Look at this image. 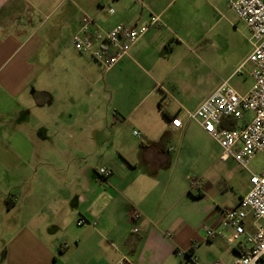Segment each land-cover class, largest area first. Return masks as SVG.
I'll list each match as a JSON object with an SVG mask.
<instances>
[{
    "label": "crops",
    "instance_id": "1",
    "mask_svg": "<svg viewBox=\"0 0 264 264\" xmlns=\"http://www.w3.org/2000/svg\"><path fill=\"white\" fill-rule=\"evenodd\" d=\"M184 7V0H0V130L14 121L12 128L24 129V157H0V264H186L181 250H192L195 264L236 259L231 246L235 257L218 258L223 237L208 240L203 230L246 194L248 174L233 158L206 154L195 137H211L184 112L241 73L252 47L221 76L219 51L202 37L194 40L198 33ZM81 11L104 29L159 18L102 70V109L92 105L93 59L66 56ZM250 70L251 64L249 76ZM174 116L182 121L178 129L169 125ZM126 125L140 132L132 144L117 139L113 149L94 151V131ZM14 159L24 171L12 172ZM132 208L140 213L135 223ZM79 218L88 223L78 225Z\"/></svg>",
    "mask_w": 264,
    "mask_h": 264
},
{
    "label": "built area",
    "instance_id": "2",
    "mask_svg": "<svg viewBox=\"0 0 264 264\" xmlns=\"http://www.w3.org/2000/svg\"><path fill=\"white\" fill-rule=\"evenodd\" d=\"M229 6L249 30L247 39L252 50L246 62L251 64L252 85L248 92L240 94L228 80H223L195 110H186L184 114L220 146L221 159L233 158L249 178L250 187L238 203L221 209L216 226L204 227L206 239L222 236L228 246L238 250L233 262L218 260L215 264H264V168L255 172L249 166L255 154L264 155V0H230ZM107 11L113 13L114 10L109 7ZM158 23V16L151 14L141 27L117 23L104 29L91 15L81 11L72 45L79 53L88 54L105 71L127 55L131 46ZM242 68L240 66L237 72ZM227 121H242L243 124L230 128ZM169 125L172 129L180 128L181 118L174 116ZM133 134L140 136L138 131ZM98 173L103 178L109 175L104 167L99 168ZM195 187L196 180H191L190 188ZM129 216L135 223L140 213L132 208ZM86 223L84 218L77 220L78 225ZM137 230L132 227L133 232ZM178 255L196 261L193 251L181 250Z\"/></svg>",
    "mask_w": 264,
    "mask_h": 264
},
{
    "label": "rangeland",
    "instance_id": "3",
    "mask_svg": "<svg viewBox=\"0 0 264 264\" xmlns=\"http://www.w3.org/2000/svg\"><path fill=\"white\" fill-rule=\"evenodd\" d=\"M229 1L230 0H184V11L190 17L191 27H194L198 33L197 36H195L194 40H199L202 37L204 40L203 43H206L207 45L213 42L215 45V51L218 50L220 53V67L218 69V72L221 76L228 73V71L239 67L251 48V45L247 39L249 35L248 28L242 20L236 17L229 6ZM186 51L188 58H195L194 54L191 53L189 49H185L183 53H185ZM66 56L70 59H78L80 54L77 50L75 51L74 48L71 49V51L69 50ZM92 64V105L94 109H102L107 103L106 92L101 86V75L103 71L98 62H95L94 59ZM249 69L250 64L246 63L245 66H243V68L241 69L242 72L233 75L229 80V84L233 86L239 93L247 92L252 85V79L248 74ZM210 72L212 74V70H210ZM215 74H217L216 68ZM247 115L250 116L251 112H248ZM36 116L37 115L34 114V116L31 118V125H35L37 123L38 119ZM18 118H24V111L18 116ZM13 124H15V121L12 123L9 130H7L5 133L0 130V157H15L17 153L21 154L24 157V129L15 130L14 128H12L14 127ZM239 124L241 126L242 121H239ZM132 129L133 128L131 126L126 125L125 127H123V129L119 130V132H111V130L94 131V140L96 141L97 145L94 146V151H96V153L100 152L98 154H101V152L103 153L111 150L112 145L115 144L117 139L120 142L126 141L132 144L133 141L136 140V137L132 134ZM189 135H191L190 132L186 135V138ZM195 138L200 140L203 146V150L206 154H211L215 157L221 155L222 149L211 138L205 135ZM172 141V145L177 146L180 139L178 136H176ZM3 145H5V147ZM93 159V165L97 166L99 164V161L101 160L100 157L94 155ZM11 161L13 173L19 172L20 167H22L24 171V163L21 166L20 164L15 162V159ZM232 164L233 166H235L234 162H231V166ZM249 166L255 172L260 171L262 168H264V155L262 153L255 154L251 159ZM3 170L4 168L0 165V172ZM244 173L247 175L246 172ZM194 179V175H191L189 177V183ZM203 232L204 237H206L204 230ZM215 250L217 253V257L220 259L226 260L229 257H235L234 252L225 243H218V245L215 246ZM186 264L195 263L189 260Z\"/></svg>",
    "mask_w": 264,
    "mask_h": 264
},
{
    "label": "trees",
    "instance_id": "4",
    "mask_svg": "<svg viewBox=\"0 0 264 264\" xmlns=\"http://www.w3.org/2000/svg\"><path fill=\"white\" fill-rule=\"evenodd\" d=\"M224 124H226V123L224 122ZM230 128H233V126L231 125ZM233 249H234V251H236V252L238 251L237 248H233ZM188 251H192V250H188Z\"/></svg>",
    "mask_w": 264,
    "mask_h": 264
}]
</instances>
